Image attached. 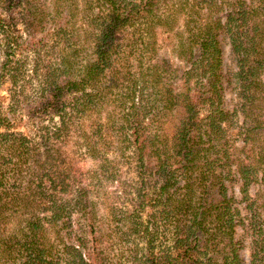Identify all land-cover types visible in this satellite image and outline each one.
<instances>
[{"label":"trees","instance_id":"obj_1","mask_svg":"<svg viewBox=\"0 0 264 264\" xmlns=\"http://www.w3.org/2000/svg\"><path fill=\"white\" fill-rule=\"evenodd\" d=\"M57 2L53 7L58 15L62 6ZM64 2L73 7L72 0ZM83 4L93 56L77 74L68 55L42 70L44 106L56 109L61 121L52 136L48 130L42 132V143L62 136L69 123L87 112L108 101L117 103L114 117L125 115L133 131L140 179H157L151 203L159 206V219L170 226L173 235L171 249L157 254L154 247L159 231L146 228V264H245L242 240L236 237L243 222L229 188L239 180L241 193L249 201V189L259 181V174L264 180V144L258 146L252 140L254 135L264 134V0H84ZM0 5L4 11L19 6L27 40L7 19L4 25L0 18L5 45L7 49H30L38 73L46 57V42L38 39L48 23L45 3L0 0ZM69 10L67 16L73 19L75 12ZM68 29L56 24L50 36L68 41ZM162 35L173 45L176 57L191 66L182 79L186 85L193 83V88L173 90L168 84L173 69L167 57L150 63ZM224 38L236 59L234 72H223ZM19 72L17 68L6 76L16 79ZM73 74L75 78H70ZM147 88L153 90L148 95ZM228 89L237 91L241 101L233 110L225 105ZM66 101H70V110L59 112V105ZM139 102L145 103V113H139ZM122 108L127 111H118ZM155 110L165 117H181L172 135L161 128L148 133L145 118ZM238 115L243 117L241 130L250 135L244 149L249 142L253 144L250 162L232 159L229 153L226 133ZM42 143L33 144L21 134H0V264H61L65 258L59 256L63 255L54 254L58 243L73 264L104 263L94 250L84 252L81 238L79 244L64 243L67 238L75 240L66 227L69 220L75 214L86 216L91 203L84 189L78 191L74 203L65 201L69 186L65 169L58 164L55 172L52 168L58 149L42 151ZM87 149L94 153L96 147L92 143ZM260 197L250 200L247 207L252 214L247 228L249 264H264ZM132 231L139 233L135 228ZM134 247L138 249L139 244Z\"/></svg>","mask_w":264,"mask_h":264},{"label":"rangeland","instance_id":"obj_2","mask_svg":"<svg viewBox=\"0 0 264 264\" xmlns=\"http://www.w3.org/2000/svg\"><path fill=\"white\" fill-rule=\"evenodd\" d=\"M64 1L58 0L57 3L62 6V9L60 8L61 12L57 15L56 9L53 7L55 0H40L42 5L45 3L46 14L44 16L48 23L44 32L38 35L39 40L44 39L46 42L43 48L44 56H46L43 58L45 61L40 66L38 73L35 69L32 51L27 48L20 50L14 46L7 49L3 29L0 27V134L5 132L21 134L37 145V143L44 142L41 135L43 131L48 130L52 136L60 127L61 121L57 110L44 106L47 99L44 100L40 92L44 73L42 70L49 64L52 66L58 64L60 56L68 55L67 58L73 62L74 74H77L78 70H82L92 59L91 46L94 44L91 38L86 36L89 27L85 25L87 21L83 13L84 0H72L73 7L71 9L75 12L73 19L72 16L68 18L67 13L70 7ZM95 12H98V8L95 9ZM69 14L71 13L69 12ZM0 18L4 25L5 19H7L11 26L16 28L19 35L27 40V36L23 33L24 24L18 5L6 11L0 5ZM70 20L71 24L67 25L66 23ZM56 24L69 28L68 41L50 36V30ZM71 35H74L73 40L70 39ZM223 46V72H234L237 70L236 59L228 39L224 38ZM172 48L171 42L164 35L160 36L158 52L152 61L149 60L150 63L167 57L171 61L173 69L168 84L172 86L173 90H180L184 86L185 89L193 88V83L186 85L185 80L182 79V75L189 72L191 66L178 59L172 52ZM71 49L72 51H70ZM17 68H20V74L16 79L6 76ZM74 74L70 75V78H75ZM152 91L147 88L145 94L148 95ZM236 92L231 89L226 92L225 105L230 110L235 109L236 105L239 106V102H241ZM69 103L70 101H66L65 104H60L59 112L64 109L69 111ZM116 104L108 101L102 108L89 111L83 117L69 123L63 130L62 136L51 138L48 142L45 140V143H42V151L58 149L52 168L55 172L57 170L55 164H58L65 169L64 175H66L67 184H69L63 195L66 198L65 201L74 203L78 191L84 189L91 203L86 216L75 214L69 220L66 227L75 240L70 241L67 238L64 243L79 244L78 239L81 238L85 242L84 252L94 250V254L102 256V261H105L101 264H146L148 260L145 256L148 249L147 245L143 243V234L146 232V228L150 227V229L159 231L154 247L157 254L171 249L173 235L170 226L165 225L159 219V206L155 207L151 203L154 198L152 187L156 185L157 179L152 176L140 179L138 162L135 159L132 144L133 131L130 130L125 115L114 117ZM136 105L137 107L142 105L140 114L145 113L143 111L146 108L145 103L139 102ZM127 106L129 113L132 104L129 103ZM119 110L127 111L125 108ZM158 112L155 110L145 118V122L150 125L148 133H155L161 128L162 132L172 135L180 122L177 119L181 117L179 115H176V118L165 117L164 112L161 114ZM153 120L154 122H152ZM242 122L241 115L233 119L232 125L227 130L226 140L231 144L229 153L232 159L241 158L250 162V159H254L251 150L253 144L249 142L244 149L245 140L250 138V135L241 130ZM252 140H254V144L263 146L264 134L254 135ZM92 143L96 147L94 153H90L87 149ZM258 178L259 181L249 189V201L241 193L239 180H234L229 188V194L235 198L234 206L240 211V219L243 222V225L237 228L236 237L242 240L241 253L245 264L250 263L251 254V238L247 228L252 214L247 207L249 202L251 203L252 200H256L260 196L257 202L260 207L258 212L264 219V180L261 181V174ZM47 222V219L44 220L45 226H48ZM13 227L16 228L17 224H14ZM132 228H135L139 233H133ZM51 239L54 241L53 235H51ZM135 244H139L138 249L134 247ZM54 254L56 256L63 255L59 256L65 258V260H61V264H73L72 259L66 258L63 245L58 243Z\"/></svg>","mask_w":264,"mask_h":264}]
</instances>
